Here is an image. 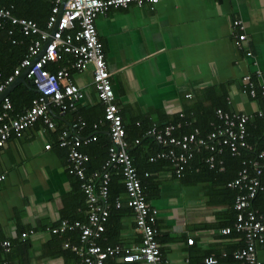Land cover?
Masks as SVG:
<instances>
[{"label": "crops", "instance_id": "obj_1", "mask_svg": "<svg viewBox=\"0 0 264 264\" xmlns=\"http://www.w3.org/2000/svg\"><path fill=\"white\" fill-rule=\"evenodd\" d=\"M234 21L239 27L232 28ZM94 27L113 103L128 129H159L176 117L183 118L176 123L177 133L181 127H190L188 120L200 115V110L220 99L229 113L248 115L249 124L257 120L255 112L264 110L259 97L251 99L241 88L244 75H250L257 88L264 85V78L255 76L264 71V0L130 4L98 16ZM238 35L244 36L240 43ZM70 81L79 89L80 99L64 113L53 108V121L71 137L95 135L94 142L81 147L87 149L99 141L94 148L97 156L107 146L108 136L103 123L97 124L103 110L92 86L91 67L72 73ZM79 121L86 123L85 129L76 127ZM94 124L99 126L95 131ZM46 145L50 148L45 149ZM191 172L186 169L182 178L175 179L170 168L161 167L147 177L153 183L147 201L158 213L155 223L162 260L204 264V259L212 258L215 264H233L227 259L241 248L242 240L236 234L219 233L232 226V198L204 180L189 182L194 179ZM110 173L118 176L117 170ZM0 177V241L10 243L8 252L0 250V264H71L62 248L71 235L55 237L49 229L61 219L84 221L85 201L79 181L68 173L66 151L56 145V133L36 122L20 138L11 137L0 148ZM112 185L117 187L115 179ZM117 199L123 202L124 193ZM121 209L101 244L130 248L139 243L132 214L124 206ZM188 239L193 240L191 246L185 244ZM255 252L259 264H264V244L256 246Z\"/></svg>", "mask_w": 264, "mask_h": 264}, {"label": "built area", "instance_id": "obj_2", "mask_svg": "<svg viewBox=\"0 0 264 264\" xmlns=\"http://www.w3.org/2000/svg\"><path fill=\"white\" fill-rule=\"evenodd\" d=\"M60 1L54 0L43 29L31 20L13 16L9 9L0 8V26L2 22L7 23L16 27L22 36L33 38L27 47V55L0 84V94L21 75L23 70H26L25 81L28 80V85L34 93L27 108L13 116L10 115L12 106L8 95L1 99L0 148L11 137L20 138L23 132L36 122H41L47 130L56 133V145L66 151L68 173L79 181V188L85 199L84 222L61 219L57 226L49 229V233L57 237L78 232V246H72L68 242L62 244L63 249H69L79 255V260L72 264H165L156 240L155 222L158 213L146 201L140 179L132 165L121 117L113 103L109 73L94 27L95 18L104 16L110 9H123L130 4L136 6L147 4L152 7L161 0H64L57 18ZM239 25V22L234 21L232 28ZM12 34V31H8L9 36ZM237 40L240 43L244 36L238 35ZM11 43L18 44L14 40H11ZM245 56H250V53H245ZM88 66L91 67L92 86L97 102L103 110L97 124L103 123L106 127L108 144L107 158L102 171L99 174L93 172L86 177L88 157L79 149L82 145L94 142L96 137L69 136L54 123L52 109H57L59 113L74 109L80 99V92L71 83L70 76L72 73L83 72ZM49 67L56 68L50 71ZM255 76L264 78V71ZM241 82L242 93L251 99L258 95L264 105V85L257 88L250 75H244ZM215 115L221 124L204 137H199L196 129L175 136L179 124H169L161 129L151 127L146 130L143 137L152 140L158 149L148 158V162L168 163L172 174L179 178L197 148L203 147L212 154L206 158L205 163L210 169L217 166L218 171L223 170L222 163L220 160L215 161L214 155H220L223 148L233 157L251 151V147L245 141L249 116L220 110H216ZM254 116L260 118L261 111L255 112ZM97 124L92 128L95 129ZM81 125L83 123L79 121L76 127L80 128ZM262 139L264 143V127ZM133 143L137 145L139 140H134ZM44 148L49 149L50 146L46 145ZM241 166L234 179L226 183V188L237 191L232 204L236 217L231 227L222 228L219 233L225 236L231 234L240 236L243 245L231 254L237 264H259L255 249L256 246L264 244V211L254 210L250 204L257 194L264 191V147L252 160L241 161ZM110 170H117L120 175L124 204L132 214L133 229L139 238V243L130 248L97 244V241L102 239L104 225L110 215L111 205L108 202ZM143 176L147 177V174ZM113 207L114 209L121 207L119 199L113 201ZM28 233L31 234V231ZM25 237V233L20 235L22 240ZM192 242V239H188L186 245L190 246ZM9 248L10 243L7 240L0 241V250L8 252ZM203 262L216 263L212 258H206Z\"/></svg>", "mask_w": 264, "mask_h": 264}, {"label": "trees", "instance_id": "obj_3", "mask_svg": "<svg viewBox=\"0 0 264 264\" xmlns=\"http://www.w3.org/2000/svg\"><path fill=\"white\" fill-rule=\"evenodd\" d=\"M53 5H54V0H0V8L9 9L11 14L15 17L33 21L41 29L44 28L48 15L50 13V9L53 7ZM8 31H12L13 33L12 36L8 35ZM32 39H33L32 37L22 36L18 32V29L16 27L10 26L9 24L4 23V22L1 23V26H0V84L4 82V80L19 65L21 60L27 55V47L30 44ZM11 40L18 42V44H12ZM58 66H60V64ZM48 69L52 71V69L54 68L49 67ZM26 83L27 85L25 86L18 85L13 90V92H11L8 95V99L12 106L11 116L16 114L15 113L16 109L20 111V109L23 108V105L27 102L29 103V100L32 97H34V93L28 85V80H26ZM16 90L17 91L20 90L18 96L14 95ZM257 98H258V95H257ZM18 100H20V103H21L19 104V106H17L16 104ZM216 110L229 113V109L227 105L222 101V99L217 100L213 102L212 104H210L207 110L205 109L200 110V111L198 110L200 115H196L195 117L188 120L190 122V127L188 128L181 127V129L177 133H175V135L178 136V134H181V133L186 134V133L192 132L193 129H196L199 132V135H200L199 137H204L206 134L211 132L214 127H216L217 125L219 126L221 124L220 120L215 115ZM0 112H1V105H0ZM261 113H262V116L260 118H257V120L253 121L251 124L248 123L246 126L245 141L251 147V151L242 152L239 157H233L230 155L227 149L223 148L221 150L220 155L218 156L214 155V160L215 161L220 160L222 163L221 166L223 170L218 171L216 169L217 166H215V168L210 169L208 164L205 163L206 158L208 156H211L212 154L209 153L207 150H205L203 147L197 148L195 152L193 153V156L191 160L189 161L187 168L184 169V171L182 172L179 178H175V176L172 174L171 167L168 163L163 162V161L148 162V158L152 156L158 150L157 147L152 142V140L147 139L143 137L142 135L143 132L149 128L147 127L143 130H137L135 128L128 129L123 125L122 118H121V125L124 129V133H125L124 138L128 146L129 155L131 157V162L140 179L146 201L149 199L147 192L150 189L148 187L149 185L152 186L153 184L151 179H147V177L150 174V171L158 170L161 167H168L170 168L171 174L175 179L182 178L183 173L186 172V169H189V171H192L191 173L194 175V179H192L189 182L197 183L200 180H204L209 184H214V186L216 188H219V190L227 192V194L232 198V204H233L237 191L226 188V183L234 179L237 171L242 167L241 161L252 160L255 154L264 147V143L262 139L263 127H264V110L261 111ZM182 120L183 118L176 117L175 120L168 122L166 125H169V124L173 125V124L179 123V121H182ZM85 126H86V123L83 122L82 130L85 129ZM102 126H104V124ZM98 127L93 129V131H95ZM135 139L139 140V144L134 145L133 140ZM98 143L100 142L97 141L96 143H94L93 146H89V148L87 149H82V147L79 149L80 152H82L88 157V162H87L88 166H86L85 174L89 175L93 172H96L99 174L102 171V167L107 158V149H106L107 146L99 151L98 153L99 155L95 156L96 150L94 148H95V144H98ZM96 159H97V162L94 163ZM110 172L111 170L108 171L109 177H110V181L108 185V202H109V205L112 206L110 209L111 217L109 216V218L105 222L104 232L102 233L101 238L104 236L108 228L111 226V223L113 222V218L116 216L119 217L120 214L124 211V209L123 210L121 209L122 206L126 208L125 209L126 211L130 212V210L125 206L124 201L123 202L121 201V207L119 209H114L113 201L120 197L121 192H123V185L120 182L121 180H120L119 173H117L118 176L116 175L112 176L111 174L115 172L114 171L113 173H110ZM144 174H147V177H144L143 176ZM114 176H116L117 178ZM114 179H115V183L117 187L113 189L114 185H112V183L114 182ZM250 206L254 210H257L260 212L264 211V191L257 194L254 197V199L251 201ZM231 211H232L234 219L232 218V220L230 221V224H233L235 217H236V212L233 210L232 205H231ZM84 221H81V222H84ZM155 228L157 229L156 223H155ZM69 234L71 235V237H69L71 241L68 240L69 238L67 237L64 242H68L72 246H78L79 245L78 232H71ZM64 236L65 235H63L62 238ZM158 238L159 237L157 235L156 236L157 243L159 242ZM97 244L101 246L115 245L113 244V242L112 244L111 243L101 244L100 240L97 241ZM64 252H65V255H67L70 258L71 264L79 260V255L76 252H73L69 249H65ZM231 254L227 260L232 261L233 264H237V262L232 259Z\"/></svg>", "mask_w": 264, "mask_h": 264}, {"label": "water", "instance_id": "obj_4", "mask_svg": "<svg viewBox=\"0 0 264 264\" xmlns=\"http://www.w3.org/2000/svg\"><path fill=\"white\" fill-rule=\"evenodd\" d=\"M63 3H64V0H61L60 3H59V13H58V17L57 18H59L60 12H61L62 7H63ZM53 31L54 30H52L51 33H53ZM49 40L50 39H48V41ZM25 75H26V70H23L21 75L18 76L9 86L6 87V89L3 91V93L0 94V101H1V99L4 96L9 95L16 85H18V84L27 85V83L25 81Z\"/></svg>", "mask_w": 264, "mask_h": 264}]
</instances>
